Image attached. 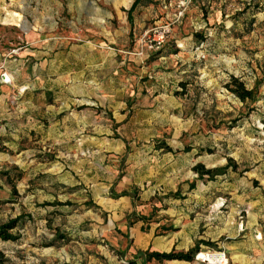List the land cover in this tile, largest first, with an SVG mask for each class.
Segmentation results:
<instances>
[{
	"label": "rangeland",
	"instance_id": "rangeland-1",
	"mask_svg": "<svg viewBox=\"0 0 264 264\" xmlns=\"http://www.w3.org/2000/svg\"><path fill=\"white\" fill-rule=\"evenodd\" d=\"M87 1L0 0V225L21 216L17 239H0L3 264L189 250L190 262L147 264L207 252L264 264V0H143L129 19L133 0ZM31 17L39 37L24 35ZM73 28L90 67L42 66L43 85H28L34 59L22 67L16 53L52 34L62 60L83 44ZM161 28L162 46L138 55ZM232 77L253 102L230 92Z\"/></svg>",
	"mask_w": 264,
	"mask_h": 264
},
{
	"label": "crops",
	"instance_id": "crops-1",
	"mask_svg": "<svg viewBox=\"0 0 264 264\" xmlns=\"http://www.w3.org/2000/svg\"><path fill=\"white\" fill-rule=\"evenodd\" d=\"M37 1V0H36ZM78 2H82L84 6H86V4L88 3L87 0H78ZM133 2V1H132ZM132 4V3H131ZM130 4V6H131ZM129 6V8H130ZM128 8V9H129ZM37 9V8H36ZM128 9L126 10V12L128 11ZM133 14V13H132ZM131 14V15H132ZM128 17L127 13H126V18L129 19L130 16ZM26 21V20H25ZM30 24L29 26L27 25H22L23 27V31H24V35L26 37H39L38 35V31L40 30V26H41V22H39V20H36L34 18H30L29 19ZM49 22H47L48 24H50V20H48ZM42 26H46L48 27L49 25H42ZM51 27V26H49ZM81 31V30H79ZM70 37H68V40H75L76 38L83 40V44L82 45H77L75 46L74 44L70 45V46H65L66 51V58L59 60V50L57 48H54L52 45H49V43H52V41L54 40V35H49L50 37L45 39V42H47V45L45 44L43 47H39L36 48V50L34 51H30V50H21L18 51V53H16L18 58V63L21 65L22 67L28 63L29 61L32 62V60L34 59V63L33 66H31V70L34 71L31 75V78H28L27 82L28 85H34V86H39L41 87L43 85V81L44 78L40 76V72L37 73V70H40L43 67H47L48 69L50 68H59L60 65L63 66H68L71 63L72 64H79L78 68L80 69H88L90 67V58H89V54L91 51V47H89L88 45H86L85 43H88V40H86V37L80 35V32L76 34L74 28L72 29V31L70 32ZM100 41V40H98ZM104 43V42H102ZM97 49H95L96 52H99L101 54V52H104V49H101L100 47H96ZM138 51V49H137ZM75 54H83L82 58H79L77 56H75ZM86 54V57L84 56ZM33 58V59H31ZM16 60V59H15ZM68 69V68H67ZM36 71V72H35ZM83 74V73H82ZM77 76V74L72 71L69 72L68 76V80H73L75 79V77ZM50 82H52L53 84V79H48L47 81H45V85H49ZM9 87V85H7ZM120 234L121 235H127L128 231L131 233L133 228H127L125 225H121L119 227H117ZM131 238V236H130Z\"/></svg>",
	"mask_w": 264,
	"mask_h": 264
},
{
	"label": "trees",
	"instance_id": "trees-1",
	"mask_svg": "<svg viewBox=\"0 0 264 264\" xmlns=\"http://www.w3.org/2000/svg\"><path fill=\"white\" fill-rule=\"evenodd\" d=\"M143 0H133L130 8L126 12L128 17L131 15L136 8L142 3ZM233 88L229 89L231 93L242 103H245L247 101L253 102L254 96L253 92L251 90H247L242 82H240L237 78H231L230 83ZM227 167L223 168L222 171L224 172ZM194 171H196L200 176H208L212 177L214 175L221 174L220 171L217 170H205L202 165L197 164L194 167ZM262 195L264 196V190H262ZM21 219V216H18L14 219H11L7 223L0 225V239L2 241H14L17 239L16 236L9 233V231L15 229L17 225L19 224V221ZM61 238V237H60ZM195 250H189L185 253L179 252L175 253L174 251H171L169 253H159V252H140L136 255V259L142 260L143 264H147L151 260H154L156 262H163V261H185L190 262L192 261V256L194 254ZM5 260L3 259V256L0 252V264H3ZM128 264H135V261H129Z\"/></svg>",
	"mask_w": 264,
	"mask_h": 264
},
{
	"label": "built area",
	"instance_id": "built-area-1",
	"mask_svg": "<svg viewBox=\"0 0 264 264\" xmlns=\"http://www.w3.org/2000/svg\"><path fill=\"white\" fill-rule=\"evenodd\" d=\"M191 0H184V2L187 4ZM184 3V4H185ZM182 4V5H184ZM168 30L166 28H161L158 31H154L151 34H145L142 37L141 43H140V51H138V55H142L143 51L145 50L146 52H153L155 50H158L162 44L164 43L165 36L167 35ZM2 82L4 84L10 83V79L6 75H2ZM209 253V252H207ZM218 253V252H217ZM199 254H196L195 256V261H199L202 264H209L208 261L204 258H200ZM221 255L223 261L220 264H228V260L225 256L224 253H218Z\"/></svg>",
	"mask_w": 264,
	"mask_h": 264
},
{
	"label": "bare ground",
	"instance_id": "bare-ground-1",
	"mask_svg": "<svg viewBox=\"0 0 264 264\" xmlns=\"http://www.w3.org/2000/svg\"><path fill=\"white\" fill-rule=\"evenodd\" d=\"M199 257L206 259L209 264H220L223 261L221 255L218 253H200Z\"/></svg>",
	"mask_w": 264,
	"mask_h": 264
}]
</instances>
